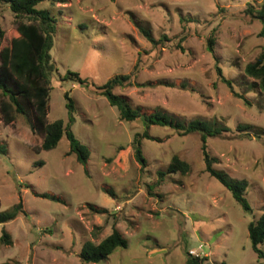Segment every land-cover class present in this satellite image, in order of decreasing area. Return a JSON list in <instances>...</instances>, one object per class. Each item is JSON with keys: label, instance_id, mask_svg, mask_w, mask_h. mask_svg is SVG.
Returning a JSON list of instances; mask_svg holds the SVG:
<instances>
[{"label": "rangeland", "instance_id": "374dc122", "mask_svg": "<svg viewBox=\"0 0 264 264\" xmlns=\"http://www.w3.org/2000/svg\"><path fill=\"white\" fill-rule=\"evenodd\" d=\"M261 1L64 0L51 6L43 0L35 6L56 18L47 120L66 122L68 91L75 107L71 131L89 156L80 164L64 135L54 148L36 152L42 134L29 127V107L27 117L16 114L9 123L0 117V211L19 201L24 211L0 223V236L3 230L10 236L9 244L0 241V264H185L191 249L201 264H264L247 233L264 208V95L243 72L263 43L260 20L246 9ZM15 26L14 14L0 5V44ZM139 26L158 42L144 38ZM135 63L131 83L112 91L142 113L157 110L217 128V135L205 136L206 150L216 169L247 179L250 212L204 170L200 134L151 125L155 139H141V165L131 140L143 132L142 122L120 120L104 96L61 79L70 69L100 85L132 72ZM216 66L244 99L220 80ZM173 155L190 170L159 175ZM113 227L126 247L96 263L82 261L83 242L97 243ZM259 247L264 253V242Z\"/></svg>", "mask_w": 264, "mask_h": 264}, {"label": "trees", "instance_id": "16d2710c", "mask_svg": "<svg viewBox=\"0 0 264 264\" xmlns=\"http://www.w3.org/2000/svg\"><path fill=\"white\" fill-rule=\"evenodd\" d=\"M43 0H0V5H5L14 14L15 31L9 40L0 44V117L5 123L11 122L16 114L27 117L28 107L31 109L32 118L28 120L32 132L42 134L39 148L35 151L48 150L54 148L62 135L66 137L69 144V153H74L76 160L83 166L86 164L89 150L85 144L78 140L71 131V125L75 121V107L68 91L64 92L65 107L67 109V120L55 119L47 120L48 100H49V74L53 71L50 49L53 46L55 35L56 18L48 9H38L35 6ZM55 2L64 3V0H49L51 6ZM251 16L259 19L261 27L258 36L263 39L260 51L255 59L245 64L243 72L247 77L253 78L255 86L264 95V0L256 6L246 9ZM139 31L150 43L156 44V40L148 29L139 26ZM3 30L0 28V41L3 38ZM165 37V36H163ZM213 39H207V49L213 51ZM137 71V63L134 64L132 72L114 76L100 85H95L82 78L77 71L66 69L61 76L62 80H69L77 83L81 88L92 89L93 92L104 96L108 103L118 109L120 120L132 121L139 119L144 125L141 133H135L131 140V148L135 159L143 165L145 159L141 150V139H155L147 129L151 125L168 126L183 134L198 133L201 137V152L204 161V170L212 177L217 179L238 202L245 212L251 211L245 190L248 186L246 178L232 179L225 172L216 169L213 163L216 158L209 155L206 150V135H217L219 130L212 128L206 122L195 119L187 123L175 121L161 111L142 113L138 108L130 105L123 95L116 94L112 89L116 86L130 84L132 77ZM216 71L220 80L225 83L232 93L242 99L243 96L233 89L231 80L226 78L219 66ZM245 101V100H244ZM246 126L239 125L240 129ZM225 131V128H221ZM190 170L187 161L173 155L167 165L164 175L169 172H180L182 174ZM36 195L49 198L54 201L62 202L59 197L48 193H36ZM103 212V209L97 210ZM24 212L21 202L14 204L11 209L0 211V223H5L15 218L19 213ZM247 233L251 242V247L258 257H263L264 253L259 245L264 242V208L260 215L249 221ZM0 241L10 243L9 234L3 230ZM127 241L119 230L115 227L99 242L94 243L90 240L83 242L79 251V257L84 262L96 263L107 259L108 255L117 247H126ZM185 264H201L203 258L192 256L188 253Z\"/></svg>", "mask_w": 264, "mask_h": 264}, {"label": "built area", "instance_id": "2783aa9c", "mask_svg": "<svg viewBox=\"0 0 264 264\" xmlns=\"http://www.w3.org/2000/svg\"><path fill=\"white\" fill-rule=\"evenodd\" d=\"M190 251V253L193 255V256H198L199 254H198V252H196L197 250H195V249H191V250H189Z\"/></svg>", "mask_w": 264, "mask_h": 264}]
</instances>
